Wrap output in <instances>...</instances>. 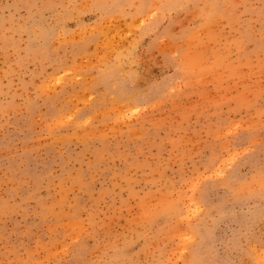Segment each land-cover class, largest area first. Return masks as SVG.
Instances as JSON below:
<instances>
[{"label": "rangeland", "instance_id": "rangeland-1", "mask_svg": "<svg viewBox=\"0 0 264 264\" xmlns=\"http://www.w3.org/2000/svg\"><path fill=\"white\" fill-rule=\"evenodd\" d=\"M0 264H264V0H0Z\"/></svg>", "mask_w": 264, "mask_h": 264}]
</instances>
